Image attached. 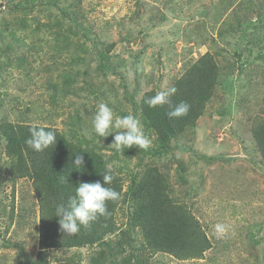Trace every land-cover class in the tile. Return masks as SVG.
<instances>
[{"label":"rangeland","instance_id":"1","mask_svg":"<svg viewBox=\"0 0 264 264\" xmlns=\"http://www.w3.org/2000/svg\"><path fill=\"white\" fill-rule=\"evenodd\" d=\"M70 2L0 0V127L55 129L73 150L104 158L123 184L116 232L93 245L48 248L47 260L264 264V159L251 134L252 118L264 115V0H84L87 22L67 16ZM205 54L220 69L218 84L203 114L161 149L141 100L172 88ZM100 103L134 115L151 146L121 152L111 145L115 133L98 137L92 119ZM12 160L0 129V264H34L40 206L31 181L10 174ZM144 178L161 181L165 199L202 227L211 245L200 259L145 251L129 197L123 201Z\"/></svg>","mask_w":264,"mask_h":264},{"label":"trees","instance_id":"2","mask_svg":"<svg viewBox=\"0 0 264 264\" xmlns=\"http://www.w3.org/2000/svg\"><path fill=\"white\" fill-rule=\"evenodd\" d=\"M59 1L55 0L54 5L59 4ZM83 1L71 0L69 3L67 16L72 15L74 22H87L82 9ZM76 25L87 29L85 24ZM98 59L102 68L107 67L108 59L105 54H99ZM220 74L212 56L205 54L175 80L172 87L176 88V92L169 98V103L149 107L146 101L150 96L141 100V113L145 122L152 124L161 149L166 141L174 137V133L177 135L203 114L204 106L210 100ZM181 101L190 105L188 114L169 118L167 113ZM252 121L251 134L264 159V115L253 117ZM31 126L26 123L3 122L0 129L7 143V152H11L15 159L11 161L10 174L31 181L40 206L41 252H38L34 264H55L47 260L46 249L93 245L100 240L105 242L107 236L114 234L117 230L114 225V213L120 199L107 202L110 214L99 217L90 227L82 226L80 232L75 235L61 232L58 218L55 217L56 205L74 195L79 182L100 181L103 184L102 174L108 162L93 152L89 155H83L82 152L84 170L74 168L71 163L74 155H79L80 151L76 148L73 150L60 132L48 126H44L46 130H54L57 133L56 144L43 152H36L25 143L29 138ZM147 180L144 178L139 183L134 182L128 191L123 193L124 202L126 197H129L132 226L140 230L145 251L150 255L166 253L181 260L200 259L211 245L202 227L184 207L171 204L165 199V186L161 181L154 178L150 183ZM106 186L114 188L121 198L123 184L117 175L112 183ZM121 234L124 235L123 232ZM117 245L121 249L124 247L123 242ZM109 246L106 245L107 248ZM109 262L114 263L113 259H109ZM109 262L106 258L104 264Z\"/></svg>","mask_w":264,"mask_h":264},{"label":"clouds","instance_id":"3","mask_svg":"<svg viewBox=\"0 0 264 264\" xmlns=\"http://www.w3.org/2000/svg\"><path fill=\"white\" fill-rule=\"evenodd\" d=\"M176 88L157 92L146 102L149 107L162 106L169 103V98L174 95ZM190 105L181 101L167 115L169 118L186 116ZM92 127L98 137L106 138L115 133L113 143L117 150L135 146L138 149L147 150L151 146V139L145 135L140 121L132 114L117 115L107 103H100L92 119ZM29 138L25 143L36 152H43L56 144L57 133L54 130H46L39 123H34L29 128ZM72 166L84 170V157L74 155ZM116 177L112 165H107L102 174L103 184L100 181L79 182L75 194L58 203L55 209V217L58 218L61 232L67 235L77 234L81 227H90L101 216H108L107 202L120 199V193L112 187H107ZM226 230L225 225L217 224L215 231L222 234Z\"/></svg>","mask_w":264,"mask_h":264}]
</instances>
